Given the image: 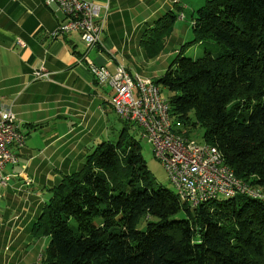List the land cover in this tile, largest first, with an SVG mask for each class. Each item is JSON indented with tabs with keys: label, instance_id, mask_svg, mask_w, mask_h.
Returning <instances> with one entry per match:
<instances>
[{
	"label": "trees",
	"instance_id": "trees-1",
	"mask_svg": "<svg viewBox=\"0 0 264 264\" xmlns=\"http://www.w3.org/2000/svg\"><path fill=\"white\" fill-rule=\"evenodd\" d=\"M178 17L168 12L144 32L146 58L164 51ZM190 24V41L153 82L177 134L192 141L188 130L200 127V144L264 196V0H206ZM206 41L224 48L183 56ZM152 185L136 143L121 134L98 144L47 190L31 228L48 240L41 264H264V200L236 195L191 208Z\"/></svg>",
	"mask_w": 264,
	"mask_h": 264
},
{
	"label": "crops",
	"instance_id": "crops-1",
	"mask_svg": "<svg viewBox=\"0 0 264 264\" xmlns=\"http://www.w3.org/2000/svg\"><path fill=\"white\" fill-rule=\"evenodd\" d=\"M86 1L108 5L100 44L91 49L77 33L49 37L65 20L54 6L0 0V103L11 105L25 136L24 147L15 151L18 163L3 170L10 180L0 187V264H33L42 256L47 239L33 238L31 228L45 204L43 191L80 170L98 144L117 141L125 129L109 104V89L96 84L87 62L109 73L123 63L131 75H141L144 32L163 14L178 9L184 16L192 6L186 0ZM190 26H174L155 60L168 62L177 53L173 44L189 40ZM36 71L49 80H34Z\"/></svg>",
	"mask_w": 264,
	"mask_h": 264
},
{
	"label": "built area",
	"instance_id": "built-area-1",
	"mask_svg": "<svg viewBox=\"0 0 264 264\" xmlns=\"http://www.w3.org/2000/svg\"><path fill=\"white\" fill-rule=\"evenodd\" d=\"M42 1L65 17L49 33L50 38L77 33L87 49L100 44L108 17L107 4L86 0ZM87 64L96 84L109 89V104L119 120L143 131L153 157L162 166L180 202L196 208L219 196L244 195L264 200L258 190L235 178L215 148L177 134L180 125L172 123L168 102L152 79L129 76L119 64L113 75L89 61ZM33 79L49 80V74L36 71ZM24 144L25 136L16 124L11 105L0 103V187H6L10 180L2 173L4 168L18 163L12 148L21 149ZM33 264H41V256Z\"/></svg>",
	"mask_w": 264,
	"mask_h": 264
},
{
	"label": "rangeland",
	"instance_id": "rangeland-1",
	"mask_svg": "<svg viewBox=\"0 0 264 264\" xmlns=\"http://www.w3.org/2000/svg\"><path fill=\"white\" fill-rule=\"evenodd\" d=\"M186 1L189 3V6L192 5L190 8L191 10L185 11L183 13L184 14V21L180 22V23L177 22L175 24V28L178 25H181V26L188 25L190 23V18L193 15V13H195V11H197L200 7L203 6L205 4L206 0H186ZM175 11H177V9H175ZM182 16L183 15L180 14L178 19H180ZM188 39H187L188 41L186 43H188L190 41V38H188ZM173 47H174V50H177V52H178V51H180L182 45L173 44ZM223 48H224L223 46L216 45L214 42L206 41V42H203L202 44H190L186 48H184L181 52L185 58L196 59V58L203 56L204 52H206V51H209V53L211 55H215V54L221 52V50ZM176 55L177 54H175V53L172 54V56L170 57L168 62H166V63L164 62V64H161L160 62L156 61L155 59L151 60V59H148V58L143 56V60L140 59V62L138 63V72L141 73V75H139V76L143 75L142 77L152 79L153 81L157 80L159 78L157 76L158 70H160L161 67H163V69H166ZM119 65L123 66L125 72L129 76H132V77L136 76V75H131L123 63H119ZM103 68L106 69L105 67H103ZM111 75H113V73H111ZM116 123L119 126V130L122 131L121 130L122 125H120V123L117 121H116ZM124 128L125 129L123 130L122 135L128 141H132L139 146V151L141 153L142 159H143L148 171L150 172L152 180H153V185H152L153 189H159V188L164 189V190H167L168 192H170L172 195H176L177 194L176 190L173 187V185L169 182V179H168L165 171L163 170L162 166L153 157V154H152L151 149L147 143V140L143 136V131L141 129L137 128L136 126H133L130 124H126ZM188 131H189V133H188L189 137L194 143L200 144L202 142L203 130L200 127H197V128H194V129H191ZM114 142H115V140H114ZM114 142H112V143H114ZM47 190L43 191V193L45 194V196H44L45 202L50 197L49 196L50 194L47 192ZM217 200L218 201H226L227 198L223 197V196H219L217 198ZM177 218H179V219L184 218V214L180 213L177 216ZM144 227H145V224L142 222L139 223V225L137 226V228L141 229V230L144 229ZM44 244H45V246H47L48 240H45Z\"/></svg>",
	"mask_w": 264,
	"mask_h": 264
}]
</instances>
